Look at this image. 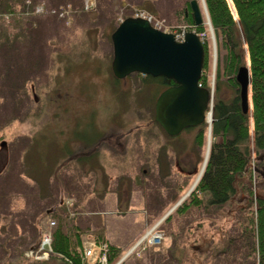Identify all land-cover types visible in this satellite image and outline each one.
Instances as JSON below:
<instances>
[{
	"label": "rangeland",
	"instance_id": "1",
	"mask_svg": "<svg viewBox=\"0 0 264 264\" xmlns=\"http://www.w3.org/2000/svg\"><path fill=\"white\" fill-rule=\"evenodd\" d=\"M184 1L65 0V3H60L56 0H33V4L26 0L24 14L13 18L3 14L0 17V29L7 33L18 27L13 24L14 20L21 21L14 35H18L19 40H26L25 49L28 47L27 39L33 35L36 37V32L40 33L52 59L46 78L40 77L42 69H35L30 74L38 80L32 86L33 92L28 89L25 97L19 94L5 105L0 102V137L7 143L0 145V177L6 176L4 181L0 179V264H25L24 260L31 264H63L53 256L43 260L47 254L43 257L37 248L27 250V253L24 251L29 248L24 240L34 237L33 245L40 241V233L47 226L49 217H43L40 222L35 221L40 218H34L30 223L20 218L26 204L25 191H22L26 186L20 179L21 171H29V174L38 171L47 176L57 172L60 164L64 165V171L59 170L60 181L70 179L80 187L76 191L68 189L67 195L63 193L65 201L71 199L75 206L79 201L78 195L85 196L83 204L89 214L83 219H91V225L101 219L102 230L109 240L125 250L143 236L145 230L159 222L195 182L196 171L200 170L205 158L207 137L202 146L196 145L194 137L197 130L193 128L191 131L183 130L170 140L154 121L155 101L163 86L145 80L149 75L138 73L117 80L111 72L112 28L118 27L125 18H145L153 28L167 32L177 40L183 39L188 32L197 34V27L181 24L182 17L177 16V11L184 8ZM196 4L203 12L202 0ZM206 37L208 40L203 43L208 47L212 36L207 33ZM215 39L217 62L214 69L221 79L219 97L227 100L235 92V87L233 90L228 78H222L225 50L220 46L219 36ZM212 68L211 58L209 78ZM209 88L212 89L211 86ZM12 104L17 105L14 107ZM249 121L251 132L252 121ZM88 138L94 139L90 148L85 143ZM93 147L97 148L95 157L98 158H92L85 164H64L65 159L71 156L67 150L73 156H79ZM27 155L31 159L22 163V157L27 158ZM37 176L40 180L46 178ZM18 191H22L20 199L16 194ZM46 209L41 211L46 212ZM203 214L201 208H196L186 217L174 213L169 223L160 226L165 236L164 244L155 249L140 250L139 258L133 257L125 264H175L167 254L172 241L177 237L182 242L191 238L193 233H188L186 227L193 225V228ZM225 220L228 222L224 229L235 236L232 220ZM97 227L95 225L94 229ZM18 234L29 238L18 239ZM193 244L196 248L191 245L182 249L188 262L194 259L196 264L224 263L222 254L213 262L205 256L199 259V255L191 252V247L196 251L200 243ZM252 260L246 258L234 264L251 263Z\"/></svg>",
	"mask_w": 264,
	"mask_h": 264
},
{
	"label": "trees",
	"instance_id": "2",
	"mask_svg": "<svg viewBox=\"0 0 264 264\" xmlns=\"http://www.w3.org/2000/svg\"><path fill=\"white\" fill-rule=\"evenodd\" d=\"M25 1L0 0V17L2 18L3 14H9L12 18L19 16L20 13L24 14ZM29 1L35 3L33 0ZM56 1L65 3V0ZM192 1L198 3V0H185L184 8L177 11L179 13L176 12L179 14L177 16L182 17L181 24L187 26L194 24L189 5ZM203 4H205L214 35L216 38L219 36L220 46L225 50L222 78L223 76L224 79L228 78L233 90L235 87V92L227 100L219 97L221 79L216 71L209 159L194 190L174 211L177 216L186 217L196 208H201L204 214L193 228V225L186 227L187 232L193 233V236L185 238L184 242L180 237L174 239L167 254L171 256L175 264H196L194 259L191 262L186 260L187 256L182 249L191 245L196 248L193 242H199L196 251L194 247H191V252L199 255V259L207 257L213 262L216 256L222 254L223 264H234L237 260L242 261L246 258L252 260L254 255L255 259L246 264H264V0H203ZM19 22L21 23L14 20L13 24L18 26L13 25L14 28L11 30L14 32L7 33L5 29H0V102L3 105L13 101V98L19 94L25 97L27 93L25 90L31 89L33 92L32 86L38 80L30 74L35 72V69H42L40 77L46 78V71L52 60L51 52L46 48L38 32L36 37L33 35L31 39H27L28 47L25 49L26 40H19L18 35H14L15 30L19 28ZM115 28L114 26L112 30L114 31ZM205 29L207 30L205 26L199 25L196 32L199 34L206 31ZM203 48V74L199 84L208 89L210 49L206 43H203ZM31 57L34 58L33 61ZM247 57L250 67L252 111L244 114L241 111L237 83L233 77L239 67L246 64ZM144 79L151 83H159L164 89L173 85L164 78L151 79L147 76ZM28 82L29 85H27ZM12 105L16 107L17 104ZM17 118L13 117V119ZM250 119L252 133L249 129ZM196 130L194 142L202 146L207 125L203 123ZM2 140L0 137V145L5 146L7 143ZM92 140L94 139L85 140L87 148L92 147ZM96 149L93 147L91 151L79 156H73L71 151L67 150V154L71 156L65 159L64 164H85L94 154L96 155ZM29 159L28 155L27 158L22 157V163L23 160L26 163ZM59 167L62 169L64 165L60 164ZM20 173L22 183L24 182L26 186L25 190H22L25 191L23 197L26 200L24 219L34 221V218H40L35 220L40 222L46 215L45 211L41 210L46 207L53 208L47 216L55 222L51 243L55 258L63 264H87L81 258L80 247L83 238L94 237L97 240H103L104 232L99 220H95L94 225H91V219H83L88 217L86 205L83 204L85 196L78 195L79 201L75 206L71 203V199H67L70 201L67 204L63 198L64 194L69 193L68 189L76 191L80 187L74 185L70 179L60 181L59 170L52 175H47L43 180H40L37 175L29 174V171ZM5 177H0L1 182ZM26 180H28L27 183ZM22 191L16 192L18 198ZM89 206L92 207V205ZM171 218L172 216L166 218L164 223H169ZM227 218L232 220L235 236H231L230 232L224 229L228 222L225 220ZM95 225L98 226L96 229H94ZM19 239L28 238L20 236ZM34 243V237L29 241L24 240V244L28 245L26 247ZM8 244L11 245L10 242ZM14 246L16 245L12 247ZM107 246L109 247L107 263L114 264L119 259L120 250L112 245ZM22 262L31 264L28 260Z\"/></svg>",
	"mask_w": 264,
	"mask_h": 264
},
{
	"label": "water",
	"instance_id": "3",
	"mask_svg": "<svg viewBox=\"0 0 264 264\" xmlns=\"http://www.w3.org/2000/svg\"><path fill=\"white\" fill-rule=\"evenodd\" d=\"M190 5L194 25L199 27L202 21L199 6L195 1ZM203 7L205 10L204 4ZM111 41V72L116 79L139 73L163 77L175 84L159 94L154 107V121L167 136H177L184 129L202 125L206 110L211 109L208 101L213 92L198 87L204 50L194 33L188 32L177 43L173 35L152 28L146 19L125 18L112 33ZM235 79L241 109L246 114L250 108L248 68L240 67Z\"/></svg>",
	"mask_w": 264,
	"mask_h": 264
},
{
	"label": "bare ground",
	"instance_id": "4",
	"mask_svg": "<svg viewBox=\"0 0 264 264\" xmlns=\"http://www.w3.org/2000/svg\"><path fill=\"white\" fill-rule=\"evenodd\" d=\"M199 12H200V15L202 16V21H201V24H199V25H203V26L206 25V26H208L209 20H208L207 15H205V12L204 11L201 12V10H199ZM139 13H141V12H139ZM203 15H204V17H203ZM138 18H140V17H138ZM140 19H142V18H140ZM208 29L209 28H207V30L205 31L206 34H205L204 41L205 40H208V37H206L207 36ZM210 39H211V37H210ZM202 47H203V44H202ZM244 66L248 68L249 78H250V67H249L248 57H247V60H246V64ZM235 77H236V75H234L233 79H235ZM235 81H236V79H235ZM236 83H237V81H236ZM250 84H251V78H250ZM250 84H249V89H250ZM239 93H240V90H239ZM213 97H214V92H213V95H212L211 99H209V101H208V105H212L213 104V100H214ZM238 97H239V95H238ZM249 100H250V106H251V104H252V100H251V89L249 91ZM240 106H241V100H240ZM241 111H242V109H241ZM247 111L248 112H246V113H251V111H249V109ZM205 117H206L205 118L206 120L203 122V123L207 124V132L205 133V136H204V139L207 137L206 138V145L207 146H206L205 155H204L205 158H204V160H203V162H202V164L200 166V170L198 169V171H196L197 173L195 172L196 175H197L195 177L196 178L195 179V182L190 186V188H189L188 192L185 194V196L181 197L176 203H174L173 207L170 210H168V212L164 215V217H162V219L159 220V222H156L151 229L145 230V232L143 233V236L138 237L136 240H134L133 243L128 247L129 249H126L125 250V249H123V248H121V247L116 246L115 244H113L112 241L109 240L108 236H106V234H105L104 231H103L104 232V236H103L104 238H103V240H101V239L100 240H97V238H94V237H90L89 239L86 238L85 240H82V245H81L80 248H81V258L83 259L84 262L90 263V262H98V261H101V260L107 261L108 260V253H109V247L107 245L115 246V247L119 248V250H120V255L118 257L119 259L114 264H125V262L127 260L133 259V257L139 258V256H141L140 255V250H147L148 248L149 249H151V248L152 249H155L156 247L161 246V244L164 242L165 236L162 233L160 226L162 224H164V220L166 218H168L169 216H172L175 213L173 211H175V209L180 204H182L185 201V198L188 195L191 194V192L194 190V188L197 185L200 177L202 176V174L204 173V171L206 169L205 166H206V164L208 162L209 153H210V149H211V145H210L211 144V134H208V131H209L208 128L211 127L212 124H213L212 123V120H213V112H212V109L209 108V110L208 109L206 110ZM203 123H202V125H203ZM202 125H200V126H202ZM157 126H159V125L157 124ZM200 126L192 127V128H187V129H184V130L191 131L193 128H196L197 129ZM159 127H161V126H159ZM171 137H176V136H171ZM171 137L168 136L169 139ZM92 158L96 159L98 157H95V154H94L92 156ZM59 168L60 167H58V170H62V171L64 170L63 167H62V169H59ZM48 170L50 171V169H48ZM33 174L34 175H39V176H43L44 175L45 177H47L45 174L42 175L38 171H35V173H33ZM21 177H22V174H21ZM27 181L28 180H26L25 182L27 183ZM2 192H3V190H2ZM89 193H91V191ZM96 193H97V191H96ZM106 194L109 195L111 193H106ZM145 196H147V195H145ZM8 199H10V198L8 197ZM18 199H20V197ZM66 203L69 204L70 201L69 200H66ZM13 207L14 206H12L10 208H13ZM51 209L53 211V208H51ZM51 209L50 208L49 209H46V212H45L46 215L45 216H47L49 213H51L50 212ZM24 210H25V208L23 207V209L21 211V214L22 215H20V218L21 219H24V216H23ZM12 211L13 210H11V212ZM88 214H89V212H88ZM94 215L96 216L95 213H94ZM25 220H27L29 223L31 222L28 219H25ZM101 222H102V220L99 219V223H101ZM101 226H103V225L101 224ZM34 228L38 230L37 225H35ZM103 228H104V226H103ZM54 230H55V222L52 219H50V216H49V221L47 223V226L45 227L44 230L41 231L40 236H39L40 237L39 238L40 241H38V243L41 244V245H43V246H45V247L48 246V247L51 248V243H52V240H53L52 239V233L54 232ZM24 232H26V230H24ZM20 233L21 232H19V234ZM19 234H18V236L20 237L21 235H19ZM24 236L27 237V238H29L28 235L27 236L24 235ZM105 240H106V242H105Z\"/></svg>",
	"mask_w": 264,
	"mask_h": 264
},
{
	"label": "built area",
	"instance_id": "5",
	"mask_svg": "<svg viewBox=\"0 0 264 264\" xmlns=\"http://www.w3.org/2000/svg\"><path fill=\"white\" fill-rule=\"evenodd\" d=\"M156 241V240H155ZM44 246L42 245L39 250L42 251L43 257L46 256V254L48 255V252H46L45 250H43ZM45 258V257H44Z\"/></svg>",
	"mask_w": 264,
	"mask_h": 264
}]
</instances>
